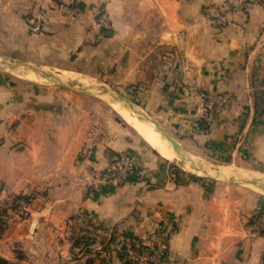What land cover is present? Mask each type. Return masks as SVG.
<instances>
[{"label": "crops", "instance_id": "0c3cea01", "mask_svg": "<svg viewBox=\"0 0 264 264\" xmlns=\"http://www.w3.org/2000/svg\"><path fill=\"white\" fill-rule=\"evenodd\" d=\"M222 1L81 0L69 10L62 0H0L1 58L43 77L46 67L103 72L91 83L131 90L175 142L167 159L78 83L19 79L0 62V257L18 262L22 246L28 264H124L118 247L169 219L177 233L163 264H264V233L248 235L264 211V0L230 10L226 27L207 19ZM95 8L109 30L93 26ZM35 9L46 22L33 34ZM190 83L229 96L205 126ZM123 155L135 168L102 179ZM21 195L33 198L26 217L12 211ZM79 215L97 221L87 227L104 258L75 247Z\"/></svg>", "mask_w": 264, "mask_h": 264}, {"label": "built area", "instance_id": "2783aa9c", "mask_svg": "<svg viewBox=\"0 0 264 264\" xmlns=\"http://www.w3.org/2000/svg\"><path fill=\"white\" fill-rule=\"evenodd\" d=\"M63 4L79 3L81 0H62ZM252 0H223L219 5L208 9V22L215 26L226 27L231 24L227 13L235 9H249L252 6ZM94 23L102 28H110V21L105 10L102 8H95L93 12ZM45 22L44 11L36 9L32 12L30 18V31L37 33L43 23ZM187 92L195 98L203 101L200 107H197L199 117L205 122H212L214 119V107L216 103H224L229 99L225 93L211 94L201 90L196 84L190 83L186 86ZM261 91L264 94V83L261 85ZM136 166V160L132 156L123 155L106 168L104 175L117 179L128 172L132 171ZM33 200L30 195L28 201L21 202L15 209L18 213H24L27 210L28 204ZM74 222L86 223L90 227L98 226L97 221L89 216L79 215L75 217ZM6 224V220L4 221ZM80 233V231H76ZM177 233V227L169 219H160L156 225L154 234L150 236L145 242L137 241L132 243H124L117 249L119 258L124 264H163L168 252V245L170 239ZM264 233V211L259 212L252 226L249 229L248 235L254 237ZM86 236V234L84 235ZM94 247V246H93ZM98 250L103 249V245H99Z\"/></svg>", "mask_w": 264, "mask_h": 264}, {"label": "rangeland", "instance_id": "374dc122", "mask_svg": "<svg viewBox=\"0 0 264 264\" xmlns=\"http://www.w3.org/2000/svg\"><path fill=\"white\" fill-rule=\"evenodd\" d=\"M65 6V4H64ZM67 9L71 10L72 8V4H67ZM36 10V9H35ZM34 10H32L31 12H29V16L31 15V13ZM45 22H46V18H45ZM45 22L43 23L41 29L43 28ZM93 26L96 28V30L100 32L103 31H107L110 28H102L98 25H96L93 22ZM40 29V30H41ZM40 30L38 32H40ZM37 32V33H38ZM36 34V33H33ZM0 62L2 63L1 66H5L8 67L12 70V73L14 76H17L19 79H30L32 81H34V83H43L46 85H56V82H60L62 87L65 88L67 83H71L74 84L75 82L78 83L80 85V90L82 92L87 91V93H92V95H87V94H82V97H84L85 99L92 97V98H96V100L98 101V103H101L103 110H106L107 112H112V114H116L118 113L112 106V103H117L120 104L121 106L130 109V106L133 108V111L131 110L130 112L136 114L138 116L139 114H143L145 116H149L148 112L145 111L144 109H142L141 107H139V105H137L136 101H131L130 95H131V90H128L126 88H123L121 86H113V90L112 92H110L108 88H105V86H96V84L94 85L93 83H91L92 81L94 82L95 80H99V78H102V73L96 74V73H91L86 71L84 74H82L81 76L79 74H75L72 72H68V71H58V70H47L48 68H42L44 70H42V72L46 75V77H43L42 75H38V74H34L31 71H29L31 65H24L21 60H18V58H16L15 56L10 57L7 56L1 58L0 57ZM23 64V65H22ZM10 71V70H9ZM34 77V78H33ZM115 79V78H113ZM115 84V83H114ZM57 86V85H56ZM60 86V85H58ZM132 88V87H131ZM66 90V89H65ZM88 93V94H89ZM113 97V99L111 98ZM102 101V102H99ZM136 110V111H135ZM119 114V113H118ZM140 118V116H138ZM144 120V119H143ZM159 128H161V126L158 125ZM162 129V128H161ZM164 132H166L164 129H162ZM21 202H26V201H22L19 200L18 202H14L12 205V211L15 212L19 217H26V211L28 210V206H27V210L24 213H18L15 211V209L19 206V204ZM4 218V217H3ZM2 218V223L3 225L5 224V220L8 221V219ZM88 224L84 223L82 230H78L80 231V233H76V237H85L84 238V244L82 243L81 247L78 249L81 252H88L90 254H86V256L88 255H95L94 251H97L99 245H102V242L99 241V239L93 237V235L90 234V232L88 231L89 228L87 227ZM88 228V229H87ZM83 231V232H82ZM86 234V236H84ZM94 246V247H93ZM24 248H22V246H20V248H17V257L18 259H20V261L18 260V262L14 263V264H28V259L27 256L24 253ZM40 259H37V261Z\"/></svg>", "mask_w": 264, "mask_h": 264}, {"label": "bare ground", "instance_id": "6f19581e", "mask_svg": "<svg viewBox=\"0 0 264 264\" xmlns=\"http://www.w3.org/2000/svg\"><path fill=\"white\" fill-rule=\"evenodd\" d=\"M34 78V77H33ZM111 106L119 113L121 118L129 124L145 141L149 143L163 157L170 159L174 150L170 143L153 127L152 123L131 114L128 108L112 103ZM136 111V110H135Z\"/></svg>", "mask_w": 264, "mask_h": 264}, {"label": "trees", "instance_id": "16d2710c", "mask_svg": "<svg viewBox=\"0 0 264 264\" xmlns=\"http://www.w3.org/2000/svg\"><path fill=\"white\" fill-rule=\"evenodd\" d=\"M201 123L205 126V124H206V122H204L203 120H201ZM28 198H29V196L27 195H21V196H18V197H16L15 198V200H14V202H18L19 200H24V201H28ZM4 228V225H3V223H2V220H1V218H0V232H1V230ZM84 238L85 237H75V238H73V241H74V244H75V247H78V248H80L81 247V245H82V243L84 244ZM85 245V244H84ZM102 250H97V251H94V253H95V255H94V257L95 258H97V256H99V257H103V254H104V251L103 252H101ZM117 254H118V256H120L119 255V253H118V251H117ZM104 258V257H103ZM92 261H93V258H88L86 261H85V264H91L92 263ZM0 264H11V263H9L6 259H4V258H2V257H0Z\"/></svg>", "mask_w": 264, "mask_h": 264}, {"label": "water", "instance_id": "95a60500", "mask_svg": "<svg viewBox=\"0 0 264 264\" xmlns=\"http://www.w3.org/2000/svg\"><path fill=\"white\" fill-rule=\"evenodd\" d=\"M130 109L133 111V108L130 106ZM130 110V111H131ZM138 116H140L141 119H144L145 121H148L150 123H152L153 127L173 146L175 147V142L174 140L166 133L164 132L161 128L158 127V124L156 123V121H154L151 117L149 116H145L143 114H139Z\"/></svg>", "mask_w": 264, "mask_h": 264}]
</instances>
